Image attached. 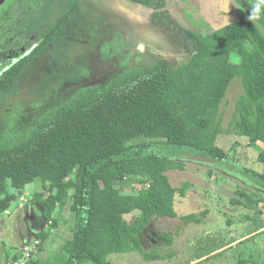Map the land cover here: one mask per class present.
I'll return each instance as SVG.
<instances>
[{"label":"trees","instance_id":"1","mask_svg":"<svg viewBox=\"0 0 264 264\" xmlns=\"http://www.w3.org/2000/svg\"><path fill=\"white\" fill-rule=\"evenodd\" d=\"M129 1L152 7L156 0ZM234 1L247 2L253 10L258 6L259 20H249L251 14L241 6L234 23L207 35L183 29L194 50L186 63L172 68L159 60L150 67L124 70L106 85L87 87L47 111L21 138L0 146V216L35 183L43 192L36 191L32 203L41 205L44 222L56 223L55 213L68 202L74 215L75 230L61 254L31 264H111L107 260L111 254L143 253L140 234L153 219L177 218L176 194H186L166 176L184 167L170 150L223 164L228 156L217 146L221 134L264 146V32L259 28H264V0ZM233 54L240 57L238 64L230 61ZM24 65L0 79V93L8 90ZM235 80L242 93L224 130L220 108ZM257 161L263 166L261 173L244 168L241 175L264 189V147ZM127 176L139 178L147 189L137 193L116 189L115 183ZM236 194L244 203L236 199L231 203L251 209L252 196ZM132 214L137 216L128 222L125 217ZM181 218L186 224L202 222L195 214ZM48 233L40 231L35 237L44 243ZM259 234L264 242V231ZM162 238L166 246L172 245L169 235ZM8 252L3 257L0 250V264L11 258Z\"/></svg>","mask_w":264,"mask_h":264},{"label":"rangeland","instance_id":"2","mask_svg":"<svg viewBox=\"0 0 264 264\" xmlns=\"http://www.w3.org/2000/svg\"><path fill=\"white\" fill-rule=\"evenodd\" d=\"M14 1L8 0L0 7V17L3 11L11 10ZM96 4L99 12L84 6L80 18L91 26L90 30L98 34L100 40L110 41V46L100 49L93 59L97 75L89 74L87 65L92 56L70 42L66 44L63 39H55L9 92L0 94V146L21 138L41 116L68 103L81 88L106 85L112 79H105L108 74L116 76L129 68L150 67L159 60L166 61L172 68L186 63L194 50L183 29L207 35L234 23L236 10L241 6L251 15L254 13L249 3L241 5L234 0H156L152 7L129 0H98ZM84 21L82 26L71 27L77 33L78 42L90 39ZM259 28L264 32V28ZM76 58L82 59L85 66H76ZM230 60L238 64L240 57L233 54ZM75 70L83 71L84 75L76 77ZM68 81H75V87ZM241 93V83L235 80L220 108L224 130ZM217 145L228 156L223 164L189 151L170 150L184 164L182 170L166 173L174 188L183 187L186 191L184 197L176 194L177 218L153 219L140 234L144 252L111 254L107 257L111 264H260L263 261L264 242L259 233L264 230V189L241 175L244 168L262 172L263 166L257 161L262 146L253 145L235 134L219 135ZM114 186L125 193H137L148 187L135 176H127ZM36 191L43 192L38 183L25 187L17 204L0 216L3 257L6 251H9L8 257H12L26 240L46 231L49 238L40 243L38 258L53 260L61 254L64 243L72 238L75 227L70 203L55 213L56 223L48 225L41 219V205L32 203ZM237 191L252 196L255 203L251 209L231 203L233 199L244 203ZM20 203L22 208L14 213ZM203 212H206L205 217L201 215ZM192 214L202 222L186 224L181 218ZM27 215L30 220L25 218ZM136 216L125 218L132 222ZM165 234L170 236L171 246H166L162 238ZM144 254H157L161 258L147 260Z\"/></svg>","mask_w":264,"mask_h":264},{"label":"flooded vegetation","instance_id":"3","mask_svg":"<svg viewBox=\"0 0 264 264\" xmlns=\"http://www.w3.org/2000/svg\"><path fill=\"white\" fill-rule=\"evenodd\" d=\"M7 1L5 0L0 7ZM97 2L98 0H15L10 7L11 10L3 11L0 17V79L18 65L24 62L25 65L22 73L12 81L8 90L0 94L8 93L30 64L38 59L48 45H53L57 38L63 39L66 44L70 42L71 45L78 46V50H84L85 54L92 56L87 65L90 67L89 74L97 75L93 59L100 49L110 46V41L100 40L98 34L90 30L91 26L80 18L84 6L99 12ZM82 21L88 26L90 32L86 34L90 39L78 42L77 33L73 32L71 27L76 24L82 26ZM75 60L76 66H85L82 59ZM83 75V71L75 70L76 77ZM109 75L104 76L105 79L115 77ZM83 82L84 79H81V83ZM68 84L75 87L76 82L68 81Z\"/></svg>","mask_w":264,"mask_h":264},{"label":"built area","instance_id":"4","mask_svg":"<svg viewBox=\"0 0 264 264\" xmlns=\"http://www.w3.org/2000/svg\"><path fill=\"white\" fill-rule=\"evenodd\" d=\"M49 222L48 225H51ZM41 241L37 238L26 240L14 257L9 258L3 264H31L38 258Z\"/></svg>","mask_w":264,"mask_h":264},{"label":"crops","instance_id":"5","mask_svg":"<svg viewBox=\"0 0 264 264\" xmlns=\"http://www.w3.org/2000/svg\"><path fill=\"white\" fill-rule=\"evenodd\" d=\"M231 61V60H230ZM234 63V62H233ZM247 139V138H246ZM257 144H260L261 146H262V148L264 147L263 146V144H261V143H257ZM253 145H255V144H253ZM218 146V145H217ZM262 150V149H261ZM260 150V151H261ZM259 151V152H260ZM247 195H249V196H251L250 194H247ZM253 199V198H252ZM22 208V206H21V203L15 208V210L13 211L14 213L15 212H19L18 210H20ZM25 218H27V220H30L31 218H29V216L27 215V216H25ZM264 231V230H263ZM262 232V231H261Z\"/></svg>","mask_w":264,"mask_h":264},{"label":"clouds","instance_id":"6","mask_svg":"<svg viewBox=\"0 0 264 264\" xmlns=\"http://www.w3.org/2000/svg\"><path fill=\"white\" fill-rule=\"evenodd\" d=\"M257 13H258V6H257V9L254 10L253 15H251V16L249 17V20H256V19H258L259 17H258V15H257Z\"/></svg>","mask_w":264,"mask_h":264},{"label":"water","instance_id":"7","mask_svg":"<svg viewBox=\"0 0 264 264\" xmlns=\"http://www.w3.org/2000/svg\"><path fill=\"white\" fill-rule=\"evenodd\" d=\"M5 0H0V6L4 3Z\"/></svg>","mask_w":264,"mask_h":264}]
</instances>
